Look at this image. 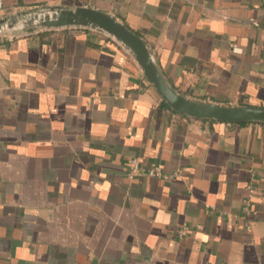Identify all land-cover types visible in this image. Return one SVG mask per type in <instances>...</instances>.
Returning a JSON list of instances; mask_svg holds the SVG:
<instances>
[{
    "label": "crops",
    "instance_id": "0c3cea01",
    "mask_svg": "<svg viewBox=\"0 0 264 264\" xmlns=\"http://www.w3.org/2000/svg\"><path fill=\"white\" fill-rule=\"evenodd\" d=\"M3 4L109 13L185 97L264 109V0ZM0 264H264V124L174 111L99 31L0 35Z\"/></svg>",
    "mask_w": 264,
    "mask_h": 264
},
{
    "label": "water",
    "instance_id": "95a60500",
    "mask_svg": "<svg viewBox=\"0 0 264 264\" xmlns=\"http://www.w3.org/2000/svg\"><path fill=\"white\" fill-rule=\"evenodd\" d=\"M26 17L30 18L21 20ZM65 28L92 29L108 35L121 44L134 57L145 78L163 101L178 113L227 123L264 124V109L198 101L179 93L161 72L143 37L109 13L88 7L43 6L0 18V35L28 34Z\"/></svg>",
    "mask_w": 264,
    "mask_h": 264
},
{
    "label": "built area",
    "instance_id": "2783aa9c",
    "mask_svg": "<svg viewBox=\"0 0 264 264\" xmlns=\"http://www.w3.org/2000/svg\"><path fill=\"white\" fill-rule=\"evenodd\" d=\"M3 0H0V11L3 10ZM144 172V169H142L139 164L137 163L136 160H132L129 162V175L131 176H140L142 175ZM147 174L150 176V177H158V178H166L167 176L163 174V171L160 167H154V168H151L147 171ZM182 234L184 235L185 232H182Z\"/></svg>",
    "mask_w": 264,
    "mask_h": 264
},
{
    "label": "rangeland",
    "instance_id": "374dc122",
    "mask_svg": "<svg viewBox=\"0 0 264 264\" xmlns=\"http://www.w3.org/2000/svg\"><path fill=\"white\" fill-rule=\"evenodd\" d=\"M42 8V7H41ZM28 18H30V17H26L25 19H21V20H27Z\"/></svg>",
    "mask_w": 264,
    "mask_h": 264
}]
</instances>
